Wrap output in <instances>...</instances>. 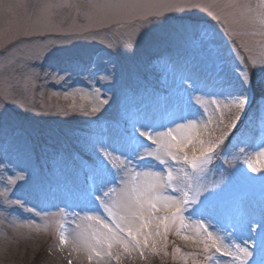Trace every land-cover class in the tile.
<instances>
[{"label": "snow or ice", "instance_id": "snow-or-ice-1", "mask_svg": "<svg viewBox=\"0 0 264 264\" xmlns=\"http://www.w3.org/2000/svg\"><path fill=\"white\" fill-rule=\"evenodd\" d=\"M27 9L22 0H0L6 36L0 58L7 72L0 83L4 241L15 239L9 228L48 231L54 224L57 248L88 264L150 255H171L180 264H264V202L226 198L234 181L255 179V173L264 179V135L253 142L251 128L239 127L259 96L264 133V54L242 55L249 49L237 42L249 27L264 38V0H45ZM22 10L27 22L20 20ZM56 10H74L86 23L58 42L21 51L41 32L55 30ZM221 39L230 43V57L220 54ZM76 40L90 41L93 50L72 51ZM192 49L205 54L200 65L186 55ZM145 52L152 55L145 58ZM209 64L211 88L201 76ZM74 72L87 73L86 92L44 91L50 81L67 83ZM61 96L70 101L57 107L66 126L41 125L39 119L51 114L48 101ZM113 106L123 126L111 124L109 138L96 129L107 132ZM160 111L168 113L166 121L157 120ZM77 115L88 128L72 126ZM38 161L72 177L79 212L66 204L55 214L41 213L27 206L28 192L12 198L26 185L41 187ZM17 209L43 223L20 220L13 216ZM170 236L193 250L184 251Z\"/></svg>", "mask_w": 264, "mask_h": 264}, {"label": "rangeland", "instance_id": "rangeland-1", "mask_svg": "<svg viewBox=\"0 0 264 264\" xmlns=\"http://www.w3.org/2000/svg\"><path fill=\"white\" fill-rule=\"evenodd\" d=\"M8 2V0H6ZM24 4L28 6L27 11L32 12L35 11L37 5L45 2V0H22ZM74 2H80V0H74ZM209 3L212 0H208ZM217 3H223V0H216ZM255 2V0H253ZM217 11H221V9H216ZM57 15L53 20V24L55 25V30L51 32L43 31L40 33V37H37L33 40L32 43L25 42L20 45L19 48L21 51L26 50L28 48L36 47L42 44L51 45L55 42L61 40L68 31L72 30L74 27L85 24L86 21L83 19H77L76 13L74 10H56ZM201 18L211 19V17H206V14L200 13ZM21 22H27L26 13L24 10L21 11L20 16ZM216 23L215 21H212ZM4 28V18L0 16V38H5L2 33V29ZM217 29L222 33L223 27L217 24ZM258 32V29H253L251 27L241 29L240 35L237 38V42L246 46L249 51H242L241 54L245 56H253L259 57L264 54V38L260 35H253L252 33ZM42 37V38H41ZM91 44L90 41L84 40H76L72 41L69 45L71 50L74 52L78 51H92L93 49L89 47ZM220 54L224 57H230L231 53L229 51L230 43H226L224 39L220 40L219 44ZM142 55L147 58L152 55L151 52L142 53ZM190 61L193 64L200 65L201 61L204 58V53L192 49L186 54ZM47 68V65H45ZM0 83H2L3 79L7 75L5 72V65L2 62V58H0ZM212 74L213 69L211 64L207 66L204 72L201 73L202 79H205L209 85V88L212 87ZM131 84L132 81L130 80ZM89 88V83L87 80V73H73L72 78L67 83H56L55 81H50L47 88L44 89L45 92H58L63 93L65 91L72 92L73 90H83L87 91ZM37 102H39V93H37ZM78 99V97H77ZM254 98L251 101V106L247 109L248 116L242 117L244 123L239 125L242 129L245 125H248L251 128V134L253 135L255 130L258 127V121L260 117V110L258 112H254ZM70 101L63 99L61 96L59 99L53 97L49 104L53 105L51 108V114L42 116L39 119V123L43 126H66L61 124L66 118L57 113V107H64ZM79 102V101H78ZM33 115V114H29ZM109 120V128L105 133L101 129H96L98 134L106 135L111 138L114 135L115 130L111 127V124L119 121L121 126H123V122L120 120V115L116 109V106H113L108 110L106 114ZM168 118V113L164 111H160L157 114L158 121H166ZM249 118H254L253 122L249 124ZM85 118L77 115L75 119H72L70 123L72 126L79 128H88L89 126L84 122ZM259 134L264 135L261 131H258ZM260 139V137H259ZM226 141V145H227ZM231 142V140H230ZM229 142V143H230ZM251 151V150H250ZM38 167L41 174V187H34L32 184L26 185L23 189L17 190L16 196L12 197L13 199L21 196L22 192H28V207H35L37 211L41 213H50L55 214L58 212L60 208H65L66 204H72L73 207H69L67 210L69 212L76 211L79 212L80 208L75 207V204H79L80 200L78 196H80L79 189L75 184L72 183V177L62 170L53 167L52 165L45 166L42 162L38 161ZM241 168H244L245 165L241 164ZM255 177V179L243 181L236 180L233 183V186L230 188L229 192L226 194V198L228 200H234L238 203H248L252 202L259 205L261 202H264V179L260 178L259 173L250 174ZM3 185H0L2 187ZM97 211H101L99 208ZM13 216L18 217L22 221L33 220L35 219L37 223H43V221L32 215L31 213L25 212L23 209H17L13 212ZM49 220L58 219L55 216H49ZM71 227V224L68 225ZM9 235L15 237V239L8 243L5 242L3 237L0 236V264H34L40 258V264H68V260H72V264H88L86 257L77 256V254L73 253L71 257L68 255L69 249H65V251L61 252L57 246L55 241V226L54 224L50 226L48 231L40 230L36 231L35 229H29L26 227H22L19 229H8ZM169 239L174 241L176 245H179L184 251H191L193 249L189 248L186 242L182 239L170 236ZM169 253L172 251V245H169L168 248ZM42 257V258H41ZM222 262H226L228 258L220 257ZM39 264V263H38ZM122 264H180V262H174L171 258V255L168 257L163 256H149L147 260H141L137 257L134 260L125 259L122 261Z\"/></svg>", "mask_w": 264, "mask_h": 264}, {"label": "trees", "instance_id": "trees-1", "mask_svg": "<svg viewBox=\"0 0 264 264\" xmlns=\"http://www.w3.org/2000/svg\"><path fill=\"white\" fill-rule=\"evenodd\" d=\"M38 263L40 264V258L34 264H38Z\"/></svg>", "mask_w": 264, "mask_h": 264}]
</instances>
